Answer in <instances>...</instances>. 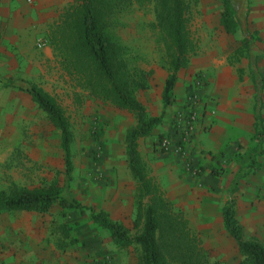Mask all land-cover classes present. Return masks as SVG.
<instances>
[{
	"label": "rangeland",
	"instance_id": "1",
	"mask_svg": "<svg viewBox=\"0 0 264 264\" xmlns=\"http://www.w3.org/2000/svg\"><path fill=\"white\" fill-rule=\"evenodd\" d=\"M238 1V30L226 34L219 25V0H188L186 28L195 49L187 66L179 72V78L180 81L190 80L189 86H194L192 91L198 95L197 113L201 103L197 88L201 86L206 89L207 95L216 94L221 102L218 80L222 74L225 75L224 65L234 66L249 55L241 36L253 34L257 29L246 13L249 0ZM25 2L33 5L32 0ZM72 3L73 0L67 1L63 11ZM153 4L154 0H147L142 5L132 3L120 16V24L115 31L128 48L131 66L147 74V88L137 90L135 96L144 105L147 115L157 116L161 110L158 94L166 70L163 48L154 27ZM250 50L251 57L260 51L254 40L251 41ZM54 56L52 65L40 67L46 77L36 78L35 83L53 97L68 120L71 131L70 175H63L58 133L47 122L44 113L30 101L26 93L7 87V81L0 80V190H6L11 183L31 188L56 179L62 188V197L78 201L84 207V212L79 214L76 209L57 206L42 215L37 212L25 214L0 210V221L12 222L7 229L0 227V264H140L138 247H116L105 231L93 226L86 209L91 206L95 210H105L112 220L122 222L129 234L137 232L132 224L136 184L125 166L123 144L124 131L134 124V118L129 112L92 97L87 90L76 86L60 68L56 52ZM233 75L238 76L237 70H234ZM17 79L19 77H14V81ZM234 82L237 85L239 80L235 78ZM190 91L183 89L181 106L164 110L163 120L154 127L152 135L139 140L141 156L152 179L155 178L153 168L165 163L166 158L177 161L178 165L183 162L185 172L188 171L191 176H198L201 172L200 167L189 159V138L182 140L186 126L185 102ZM228 99L230 97L225 98V103ZM195 124L198 129L202 128L200 119ZM159 136L169 139L170 149L158 151ZM179 145L181 149L177 152ZM191 169H195V172L191 173ZM230 181H224L223 185ZM167 183L163 195L174 207L179 208L175 203L173 182L169 176ZM223 193L228 194L227 189ZM182 212L185 217L192 218L191 210ZM63 225H68L77 243L66 245L68 249L59 250L56 245L59 239H63ZM189 228L200 240L210 259L225 264H236L241 259L235 242L223 227ZM2 230L6 232L5 236ZM30 230L29 235H32L37 246L35 249L26 242ZM9 234L10 241L3 244ZM254 234L257 236L251 238L264 248V234Z\"/></svg>",
	"mask_w": 264,
	"mask_h": 264
},
{
	"label": "trees",
	"instance_id": "2",
	"mask_svg": "<svg viewBox=\"0 0 264 264\" xmlns=\"http://www.w3.org/2000/svg\"><path fill=\"white\" fill-rule=\"evenodd\" d=\"M145 1L73 0L47 34L48 43L58 56L60 68L76 86L87 90L92 97L129 112L134 118V124L124 131L123 144L125 166L136 184L132 224L137 232L129 234L122 222L112 220L108 212L102 209L95 210L88 206V218L107 233L116 247L136 245L140 264H225L208 257L200 240L190 230L184 213L164 197L160 186L148 175L137 149V140L151 134L161 122L162 114L147 115L143 104L136 98L137 90L147 88V74L131 66L128 48L121 42L115 29L120 24V16L132 3L142 5ZM219 1V25L226 34H233L238 28V5L234 0ZM187 5L188 0H154L153 4L154 27L163 48L166 70L160 92L162 108L172 104L176 73L187 66L195 49L186 28ZM16 88L29 95L57 131L63 175L68 177L72 169L71 131L63 110L53 97L36 84L26 83ZM61 191L56 179L31 188L11 183L6 190H0V210L44 214L57 206L73 208L83 214L84 207L74 199L62 197ZM221 222L241 255L236 264H264L263 246L257 240L242 238L240 226L234 219L231 199L221 207ZM61 233L63 239L68 238L66 225L62 226ZM63 239L58 240L59 247H63ZM71 242L73 240H69Z\"/></svg>",
	"mask_w": 264,
	"mask_h": 264
},
{
	"label": "crops",
	"instance_id": "3",
	"mask_svg": "<svg viewBox=\"0 0 264 264\" xmlns=\"http://www.w3.org/2000/svg\"><path fill=\"white\" fill-rule=\"evenodd\" d=\"M25 1L0 0V80L7 81L5 86L21 92L24 91L16 86L36 84V78L46 77L40 67L53 64L55 51L48 43L47 34L51 25L59 20L60 13L69 0H32L33 5ZM234 1L239 3L238 0ZM246 13L257 30L253 34L251 32L241 36V40L244 39V49L249 55L246 54L234 66L224 65L225 75L222 74L218 80L221 102L216 94L207 95L206 89L201 86L197 88L201 98L198 115L201 117L202 128L198 129L194 125L189 137V147L193 146L192 143L194 146L192 150L188 149V153L192 163L200 167V174L191 176L188 171L185 172L183 162L178 165L177 161L166 158L165 163L153 168V180L163 191L168 187L167 176L171 178L175 203L182 211L193 212L192 218L185 217L189 226L193 227H222L221 207L226 200L231 199L234 219L240 226L242 238L252 240L251 237L257 236L254 232L264 234V0H249ZM39 40L42 42L40 47L37 46ZM253 40L260 51L251 57L249 51ZM35 45L37 48H34ZM191 56L192 54L189 60ZM181 70L176 73L174 100L171 105L161 107L162 85L159 89V114H162V120L164 110L181 106L183 89H195L194 86H189L190 80L180 81ZM234 70L238 72L237 77L233 75ZM16 76L19 79L14 81ZM234 77L239 80L237 85ZM226 97L230 99L225 103ZM28 98L30 99L29 95ZM210 111L214 113L210 114ZM151 135L152 131L149 136ZM142 138L137 140L141 159L138 144ZM228 179H231L230 183L223 185ZM225 189L228 194L223 193ZM14 212L34 214L33 211ZM90 222L94 224L91 220ZM11 223L0 221V227L7 229ZM29 233L31 230L27 232L26 242L35 249L36 243ZM5 234L3 231L4 236ZM10 234L3 244L10 241ZM68 234L66 243H62L63 247L56 245L57 249H68V245L77 243L76 238L71 236L69 227ZM69 240L73 242L69 243Z\"/></svg>",
	"mask_w": 264,
	"mask_h": 264
},
{
	"label": "built area",
	"instance_id": "4",
	"mask_svg": "<svg viewBox=\"0 0 264 264\" xmlns=\"http://www.w3.org/2000/svg\"><path fill=\"white\" fill-rule=\"evenodd\" d=\"M37 46L40 47L42 46V42H38ZM185 106H186V117H185V129H184V137L182 138V140L189 138V136L191 135V133L193 132V127L194 124L196 122L199 121V115L197 113V108H198V95L194 92V91H190L188 93V95L186 96V102H185ZM210 114H213L214 111H210ZM157 149L158 151H165L170 149V141L167 137L162 136L161 138L158 139L157 141ZM181 149L180 145L176 148V151L179 152V150ZM186 167H188L187 163H186ZM191 173L195 172V169H191L190 170Z\"/></svg>",
	"mask_w": 264,
	"mask_h": 264
}]
</instances>
